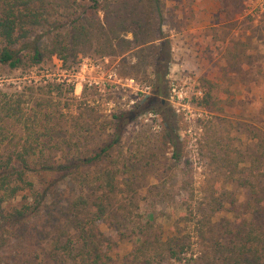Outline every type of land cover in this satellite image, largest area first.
Listing matches in <instances>:
<instances>
[{
	"label": "trees",
	"instance_id": "obj_1",
	"mask_svg": "<svg viewBox=\"0 0 264 264\" xmlns=\"http://www.w3.org/2000/svg\"><path fill=\"white\" fill-rule=\"evenodd\" d=\"M164 8L165 0H0L1 69L90 52L119 58L120 74L149 86L129 109L110 114L111 132L100 145L59 156L41 124L46 97L28 102L0 90V144L16 138L0 146V264H264L261 129L253 128L241 150L212 141L216 166L200 194L167 202L165 228L139 213L134 198L123 199V167L103 163L126 126L150 108L160 116L161 144L180 161L178 126L165 99L171 52ZM209 100L203 94L196 105L209 108ZM10 127L15 136L8 138ZM111 217V226L128 227L138 239L119 259L115 242L99 229Z\"/></svg>",
	"mask_w": 264,
	"mask_h": 264
},
{
	"label": "rangeland",
	"instance_id": "obj_2",
	"mask_svg": "<svg viewBox=\"0 0 264 264\" xmlns=\"http://www.w3.org/2000/svg\"><path fill=\"white\" fill-rule=\"evenodd\" d=\"M162 30L171 52L165 99L178 126L180 161L161 144L160 116L150 108L126 126L103 163L123 167V199L134 198L139 213L165 228L167 202L200 194L199 184L216 166L208 152L216 137L241 150L253 128L264 131V0H165ZM118 60L82 52L64 62L52 55L25 70L0 68V90L28 102L46 97L41 124L56 140L55 156L68 148L80 151L108 138L111 113L149 93L139 76L120 74ZM203 94L210 97L209 108L196 105ZM11 129L8 138L15 136ZM115 219L99 229L115 242L119 259L138 239L128 227L111 226Z\"/></svg>",
	"mask_w": 264,
	"mask_h": 264
}]
</instances>
